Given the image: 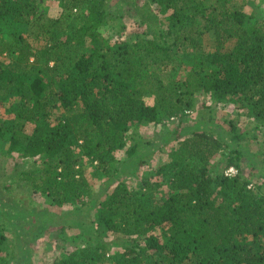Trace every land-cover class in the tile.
<instances>
[{
  "label": "trees",
  "instance_id": "16d2710c",
  "mask_svg": "<svg viewBox=\"0 0 264 264\" xmlns=\"http://www.w3.org/2000/svg\"><path fill=\"white\" fill-rule=\"evenodd\" d=\"M150 1L164 16L111 43L101 31L108 0H62L56 18L42 0H0V108L10 115L0 121V140L40 161L26 180L54 204L83 207V165L112 179L129 134L161 113L185 117L196 92L245 111L264 134V21L238 0ZM8 25L18 29L11 41ZM190 135L135 186H113L96 203L102 232L51 264H264V193L247 188L243 152L212 130ZM137 147L126 155L138 159ZM218 153L236 176L210 171ZM6 240L0 227V264Z\"/></svg>",
  "mask_w": 264,
  "mask_h": 264
},
{
  "label": "rangeland",
  "instance_id": "374dc122",
  "mask_svg": "<svg viewBox=\"0 0 264 264\" xmlns=\"http://www.w3.org/2000/svg\"><path fill=\"white\" fill-rule=\"evenodd\" d=\"M108 1V16L101 31L111 43L128 42L135 33L149 31L146 29V18L156 20L166 12L163 7H156L150 0ZM238 1L245 13L255 14L264 21V0ZM61 4L62 0H42L45 15L51 18L59 16ZM253 21L250 20V26ZM5 31H8L7 37L11 41L13 33L18 29L8 25ZM22 32L23 35L26 33ZM26 40L32 48H37L29 33L26 34ZM211 40L212 35H208L203 43L204 50H207ZM4 58L8 59L6 56ZM31 59L33 60L32 57ZM168 71L173 74L170 69ZM163 74L166 77L169 75L164 70L161 72L162 76ZM191 100L194 105L185 111V117L166 118L161 113L158 123H143L129 134L126 148L115 155L117 172L114 179L107 180L96 172L93 165L84 164L90 196L80 208L77 205L59 206L50 197L34 190L31 181L26 180L27 174L40 161L21 157L18 151L9 150L8 143L0 140V227L7 239V264H51L59 254L85 245L89 238L102 232L96 203L103 201L117 183L135 186L142 173L164 163L167 152L175 149L178 140L191 136L193 131L212 130L224 146L243 152L241 174L250 181L247 188L259 186L263 194L264 134L257 122L241 109L214 104L211 97L204 93L196 92ZM144 101L153 105L155 97L146 94ZM4 109L0 108V121L10 118ZM232 127L237 130V134L231 131ZM134 143L138 146V159L126 155V151ZM225 164L221 153H218L210 162L209 169L212 173H221L224 172ZM106 235V241L113 240L114 236Z\"/></svg>",
  "mask_w": 264,
  "mask_h": 264
},
{
  "label": "built area",
  "instance_id": "2783aa9c",
  "mask_svg": "<svg viewBox=\"0 0 264 264\" xmlns=\"http://www.w3.org/2000/svg\"><path fill=\"white\" fill-rule=\"evenodd\" d=\"M224 175L227 177H234L237 175V170L233 167H228L227 169H225Z\"/></svg>",
  "mask_w": 264,
  "mask_h": 264
}]
</instances>
